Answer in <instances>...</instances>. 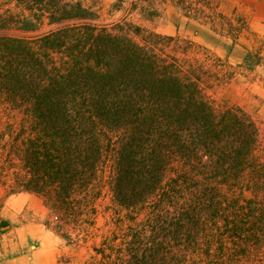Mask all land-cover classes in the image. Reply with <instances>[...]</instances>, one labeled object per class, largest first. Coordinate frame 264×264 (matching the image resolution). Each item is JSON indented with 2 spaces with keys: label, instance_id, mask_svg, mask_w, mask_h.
<instances>
[{
  "label": "rangeland",
  "instance_id": "obj_1",
  "mask_svg": "<svg viewBox=\"0 0 264 264\" xmlns=\"http://www.w3.org/2000/svg\"><path fill=\"white\" fill-rule=\"evenodd\" d=\"M248 1L44 0L77 3L89 13L52 21L39 0H0V38L33 43L84 25L125 33L172 64L210 110L206 143L193 140V124L175 118L177 145L162 184L166 196L159 191L124 209L106 185L76 209L75 218L34 192L43 198V222L60 244L82 248L77 264H139L129 247L153 243L160 256L142 264H264V21L253 18ZM52 56L59 61L61 53ZM7 88L0 78V118L20 131L32 116ZM6 225L0 222V232Z\"/></svg>",
  "mask_w": 264,
  "mask_h": 264
},
{
  "label": "trees",
  "instance_id": "obj_2",
  "mask_svg": "<svg viewBox=\"0 0 264 264\" xmlns=\"http://www.w3.org/2000/svg\"><path fill=\"white\" fill-rule=\"evenodd\" d=\"M39 1L52 21L89 15L77 3ZM30 24L23 27L36 28ZM0 52L1 81L32 116L14 138L13 151L29 174L21 186L66 215L75 217L106 185L124 209L141 206L159 191L166 196L162 184L177 145L175 118L193 124L197 144L212 132L197 87L125 33L65 27L33 43L0 38ZM53 52L61 53L59 61ZM129 250L142 264L159 257L161 248L153 243Z\"/></svg>",
  "mask_w": 264,
  "mask_h": 264
},
{
  "label": "crops",
  "instance_id": "obj_3",
  "mask_svg": "<svg viewBox=\"0 0 264 264\" xmlns=\"http://www.w3.org/2000/svg\"><path fill=\"white\" fill-rule=\"evenodd\" d=\"M248 4L254 10L253 18L264 21V0ZM21 124L27 126L25 121ZM18 133L15 123L0 118V222L7 223L0 232V264H77L82 248L60 244L56 231L43 222L41 213L47 211L43 198L21 186L29 174L13 151Z\"/></svg>",
  "mask_w": 264,
  "mask_h": 264
}]
</instances>
